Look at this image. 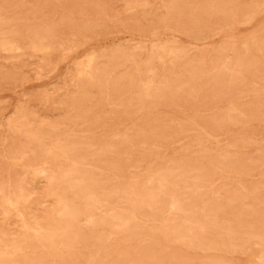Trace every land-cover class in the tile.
Here are the masks:
<instances>
[{"label": "rangeland", "instance_id": "374dc122", "mask_svg": "<svg viewBox=\"0 0 264 264\" xmlns=\"http://www.w3.org/2000/svg\"><path fill=\"white\" fill-rule=\"evenodd\" d=\"M0 264H264V0H0Z\"/></svg>", "mask_w": 264, "mask_h": 264}, {"label": "bare ground", "instance_id": "6f19581e", "mask_svg": "<svg viewBox=\"0 0 264 264\" xmlns=\"http://www.w3.org/2000/svg\"><path fill=\"white\" fill-rule=\"evenodd\" d=\"M222 4H223V3H222ZM173 6H174V5H173ZM220 7H221V6H220ZM181 8H182V7H181ZM206 9H207V8H206ZM194 10H195V8H194ZM196 11H197V10H196ZM175 12H176V11H175ZM206 12H207V11H206ZM170 14H171V13H170ZM173 14H174V13H173ZM178 15H179V14H178ZM173 16H174V15H173ZM173 16H172V17H173ZM174 17H175V16H174ZM170 19H171V18H169V21H170ZM5 47H7V45H6ZM9 50H10V48H9ZM244 65H245V64H244ZM89 79H90V77H89ZM89 79H88V80H89ZM86 82H88V81H86ZM86 82H85V83H86ZM90 82H91V81H90ZM81 83H82V82H81ZM82 84H83V83H82ZM86 84H87V83H86ZM81 86L83 87V85H81ZM79 88H80V87H79ZM84 88H85V87H84ZM146 89H147V87H146ZM77 92H78V91H77ZM81 92H82V91H81ZM83 92H84V90H83ZM75 93H76V92H75ZM78 98H80V97H78ZM23 124H24V123H23ZM22 126H23V125H22ZM35 136H36V135H35ZM35 136H34V137H35ZM110 149H111V148H110ZM48 154H51V153H48ZM47 156H49V155H47ZM68 173H69V172H68ZM69 190H70V189H69ZM55 195H56V194H55ZM57 196H59V194H58ZM60 196H61V195H60ZM89 199H90V198H89ZM57 200H58V198H57ZM87 203H88V201H87ZM58 204H59V203H58ZM66 207H67V205H66ZM62 209H63V208H62ZM63 210H64V209H63ZM63 213H64V212H63ZM66 214H67V213H66ZM62 216H63V215H62ZM196 225H197V224H196Z\"/></svg>", "mask_w": 264, "mask_h": 264}]
</instances>
